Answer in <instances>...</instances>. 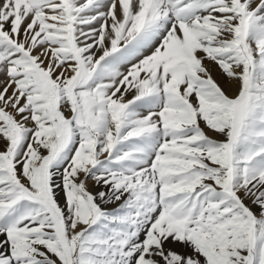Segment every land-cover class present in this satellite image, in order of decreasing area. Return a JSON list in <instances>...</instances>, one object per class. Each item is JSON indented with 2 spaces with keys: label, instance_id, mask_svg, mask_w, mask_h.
<instances>
[{
  "label": "snow or ice",
  "instance_id": "1",
  "mask_svg": "<svg viewBox=\"0 0 264 264\" xmlns=\"http://www.w3.org/2000/svg\"><path fill=\"white\" fill-rule=\"evenodd\" d=\"M0 264H264V0H0Z\"/></svg>",
  "mask_w": 264,
  "mask_h": 264
},
{
  "label": "rangeland",
  "instance_id": "2",
  "mask_svg": "<svg viewBox=\"0 0 264 264\" xmlns=\"http://www.w3.org/2000/svg\"><path fill=\"white\" fill-rule=\"evenodd\" d=\"M213 75H214V78H216L218 80V82H220L221 84L224 83L221 78H219V77L216 76L215 72L213 73ZM226 91H227V94H229V95H232L233 92H234V90L233 89H230V88L226 89Z\"/></svg>",
  "mask_w": 264,
  "mask_h": 264
}]
</instances>
